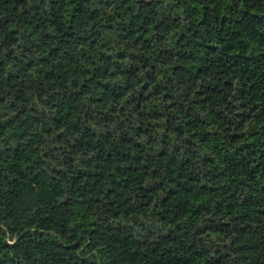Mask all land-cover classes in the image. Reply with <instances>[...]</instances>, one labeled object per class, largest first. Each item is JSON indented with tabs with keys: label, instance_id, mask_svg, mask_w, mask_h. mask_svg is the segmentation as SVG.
Returning a JSON list of instances; mask_svg holds the SVG:
<instances>
[{
	"label": "trees",
	"instance_id": "trees-1",
	"mask_svg": "<svg viewBox=\"0 0 264 264\" xmlns=\"http://www.w3.org/2000/svg\"><path fill=\"white\" fill-rule=\"evenodd\" d=\"M0 264H264V0H0Z\"/></svg>",
	"mask_w": 264,
	"mask_h": 264
}]
</instances>
